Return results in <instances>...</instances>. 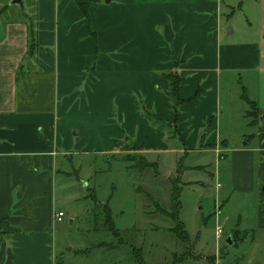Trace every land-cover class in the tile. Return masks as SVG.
I'll return each instance as SVG.
<instances>
[{
    "label": "rangeland",
    "instance_id": "obj_1",
    "mask_svg": "<svg viewBox=\"0 0 264 264\" xmlns=\"http://www.w3.org/2000/svg\"><path fill=\"white\" fill-rule=\"evenodd\" d=\"M218 6L219 42L246 44L251 51L257 45L262 58L256 68L221 69L219 106L212 107L208 97L197 98L190 117L177 120L183 123L178 132L171 128L175 112L179 117L186 109L180 103L170 111L168 105L172 126L158 131L147 90L132 89L118 65L123 49L104 52L113 56L107 66H86L97 78L106 74L112 92L93 101L96 123L76 119L87 130L77 135L71 128L70 154H59L67 172H57L53 197L65 215L48 232L51 264H264V0H208L197 11L210 15ZM161 7L157 2L155 9ZM35 11L30 6L23 13L31 25ZM154 28L162 45L173 50L162 26ZM99 52L94 49L93 56ZM133 78L134 85L141 84ZM120 88H129L127 96L119 95ZM152 88L168 103L163 88ZM210 89L203 87L196 97L207 96ZM138 134L143 145L135 144ZM58 138L63 139L60 130ZM173 189L180 192L178 208L171 202ZM105 204L117 233L108 229ZM172 216L183 222L188 240L176 233L180 228Z\"/></svg>",
    "mask_w": 264,
    "mask_h": 264
},
{
    "label": "crops",
    "instance_id": "obj_2",
    "mask_svg": "<svg viewBox=\"0 0 264 264\" xmlns=\"http://www.w3.org/2000/svg\"><path fill=\"white\" fill-rule=\"evenodd\" d=\"M21 1L22 7L0 0V264H51L48 232L57 221L55 213L63 211L54 204L53 188L57 172H67L59 154H70L71 128L77 135L87 130L76 119L96 123L93 101L112 92L104 79L109 77L97 78L87 65L107 66L113 56L104 52L123 49L118 65L132 89L147 90L148 106L172 123L166 97L152 84L166 91V74H179L178 91L186 111L177 120L182 121L195 111L197 98L208 97L212 107L219 106L221 69L250 64L256 68L262 56L257 45L251 51L246 44L219 42V6L210 15L200 13L208 0ZM157 2L162 7L155 9ZM30 6L36 10L33 25L23 16ZM157 24L173 50L162 45ZM32 41L34 55L29 52ZM94 49L100 50L99 57L93 56ZM133 77L141 84L134 85ZM203 87L211 88L207 96L187 102ZM128 89L117 91L127 96ZM182 124L176 123L178 130ZM143 139L138 134L135 144L143 145Z\"/></svg>",
    "mask_w": 264,
    "mask_h": 264
},
{
    "label": "trees",
    "instance_id": "obj_3",
    "mask_svg": "<svg viewBox=\"0 0 264 264\" xmlns=\"http://www.w3.org/2000/svg\"><path fill=\"white\" fill-rule=\"evenodd\" d=\"M34 42H35V39H34ZM32 43H33V41L31 42V44ZM31 44H30V50H29V52L34 55V53L31 51V47H32ZM166 78L169 80V84H170V89L166 90V96L168 98V105H169V108H171L170 111H176V108H174V107L177 104H180V103H183L184 102V100L180 98L179 91H178V89H179V83L181 81V78H180L179 74H177V73H171V72H169V73L166 74ZM196 96H197V94H195L194 96L190 97L187 100V102H193L194 99L196 98ZM251 104H254V103L251 101ZM175 114H177V115H175L174 122L177 123L178 113L175 112ZM152 119L154 121L160 123V126L158 128V131H161L162 130V127H166V126L171 127L172 126L171 123L164 124L162 122L161 118L158 117L155 112L152 114ZM175 123L173 124V127H171V128L175 129V132H178V128H177V125H175ZM181 139H182L183 143H185V137L183 135H182ZM148 165H150V163H148ZM148 165H146V166H148ZM179 193L180 192L178 190H174L173 189V192H172V195H171L172 205L174 204V206H176L177 208H178V197H179ZM174 206H172V208L176 210V208ZM102 209L105 211V216L107 218V223H108V229L111 230V231L113 230L115 233H117V230H116V228L114 227V225L112 223V219L110 217V212H109L108 206L105 204V205H103ZM177 211H178V209L176 210V214H172V215H175L176 218H178ZM175 216L174 217L172 216V219L174 220L175 225L177 226V228L179 227L180 229L178 230V232H176V230H174V231L178 235H182L183 237H181V238L183 240H188L187 232H186V230L182 226L183 225L182 224L183 222L176 221ZM169 217H171V216H169Z\"/></svg>",
    "mask_w": 264,
    "mask_h": 264
},
{
    "label": "built area",
    "instance_id": "obj_4",
    "mask_svg": "<svg viewBox=\"0 0 264 264\" xmlns=\"http://www.w3.org/2000/svg\"><path fill=\"white\" fill-rule=\"evenodd\" d=\"M63 215H64V212L63 211H57L56 213H55V218H56V220L57 221H61L62 220V217H63ZM221 228H217V231H216V234H217V236H220V234H221Z\"/></svg>",
    "mask_w": 264,
    "mask_h": 264
},
{
    "label": "water",
    "instance_id": "obj_5",
    "mask_svg": "<svg viewBox=\"0 0 264 264\" xmlns=\"http://www.w3.org/2000/svg\"><path fill=\"white\" fill-rule=\"evenodd\" d=\"M106 3H108L110 0H104ZM11 3H13V4H17V5H19L20 7H22L23 6V3H22V1L21 0H11ZM246 144V143H245ZM166 174V172H163L162 173V175L164 176ZM227 242L230 244V242H231V239H230V237L227 239Z\"/></svg>",
    "mask_w": 264,
    "mask_h": 264
}]
</instances>
